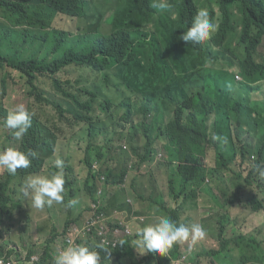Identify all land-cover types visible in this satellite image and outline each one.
Segmentation results:
<instances>
[{
	"label": "trees",
	"instance_id": "16d2710c",
	"mask_svg": "<svg viewBox=\"0 0 264 264\" xmlns=\"http://www.w3.org/2000/svg\"><path fill=\"white\" fill-rule=\"evenodd\" d=\"M69 2H82L84 6L101 14L105 8V3L111 0H1L0 13H2L10 22H15L20 30L11 28L9 23H0V94L9 92V84L16 90L23 87L34 99L41 103L38 111L34 112L33 103L29 104L33 115V124L31 130L23 137L21 141H16L8 134L6 140L8 143L0 140V151L8 147L17 148L20 151L27 152L35 150L39 153L36 159L53 158L54 154L61 148L59 136L53 131L52 127L59 128L63 124L65 129L74 132L78 127L82 131L83 126H88L90 132H85L90 145H97V137L91 133L97 125H101V132L104 128L115 127L125 132L124 122L129 121L134 114L132 105L128 101L122 103L125 112L115 116L112 112L108 114L110 107L101 105L99 97L100 91H94L89 84H82L76 91L72 87L75 79L56 80L53 75L59 71H49L45 76H49L58 84L57 90L61 96L68 99L73 105L64 107L59 103L51 101L41 90L45 87L40 85V80H26V68H41L38 59H35L31 52L35 46H42L48 49V43L52 45L57 41H65L59 31L50 25H46L44 20L48 14L56 9L66 10L68 16H73L72 8ZM153 0H121L116 9L115 24L121 31L116 47L111 57V62L115 61L130 64L131 74L127 80H124V86L130 89L132 102H137L141 107L144 125L141 130L145 136V153L140 157L136 167L142 164H151L154 156L162 149L166 153L169 148L170 155L166 159L167 176L170 183V193L175 199H178V206L172 210L164 200H157L163 207L169 217L179 225L180 211L179 207H184L185 211L195 210L198 204V198L204 193L205 201H209L210 208L223 207L225 203H239L242 207L253 212H264V178L260 177L257 185L249 179L256 174L255 167L248 176L243 178L238 174V181L227 178L220 180V173H229L233 170L232 165L238 162L244 164L241 148L239 145L240 134L245 130L242 116L250 114L258 118V121H264V105L254 103L260 97L253 98L254 94L262 97L264 92V52L257 47L261 35L264 34V0H168L170 8L164 11H158L151 7ZM200 6L211 7V12L218 14L220 30L214 35L212 41L202 46L201 51L196 53L197 47L191 46V43L182 41L179 37L192 21L194 14ZM109 11H113L110 9ZM212 17V15H211ZM47 27L52 30H47ZM9 30L17 32L23 45L32 46L33 39H36L38 32L41 42L33 45L28 52L24 49L7 48L2 42L6 40ZM67 37L70 41V31H67ZM262 44V42H261ZM69 46H71L69 44ZM72 50V49H71ZM219 61L220 67L215 65ZM211 63L208 66V63ZM67 63L68 68H73L78 72V65L88 67L93 70L113 67L107 61L103 63L97 61H86L82 63L79 58L75 59L74 52L69 54L62 64ZM9 67V68H8ZM16 71L18 73V82L8 78V73ZM237 72L243 76L242 80L237 79ZM114 73L110 72L106 77H112ZM85 82V80L83 79ZM220 92L225 94L219 95ZM142 97L139 101L137 95ZM167 102L169 105L161 111L160 102ZM54 109H49L47 106ZM5 104L0 100V122L4 121L8 115L5 110ZM233 110L238 114L234 121L229 112ZM215 113L213 122L206 126L205 118ZM226 114L227 121H223L222 114ZM103 118V119H102ZM145 119H149L151 125H147ZM186 119V122H185ZM107 124V126H104ZM264 125V122H263ZM134 126V125H133ZM157 131L156 134L151 132ZM13 134V133H12ZM79 134V132L77 133ZM215 135L225 137L227 142L222 143L215 139ZM68 136L64 135V139ZM259 142L264 143V133L259 137ZM211 147L216 151V163L209 167L206 158ZM121 152V151H119ZM199 153V158L197 154ZM240 156V161H238ZM261 158L256 161V165H261ZM35 167L31 174L38 175L42 169ZM115 164L109 163L103 168L102 172L93 173L89 171L88 188L92 196L98 187V180L102 173L107 175L108 184L114 182L124 189L128 185L124 176L120 175ZM91 167V166H90ZM132 168H135L132 166ZM31 168L24 169V174L31 171ZM74 172V169L70 170ZM126 174V169H121ZM6 169L0 167V224L1 219L6 214L10 217L18 212H25L22 224L25 218L29 217L35 207L32 204L31 196L25 200L12 198L9 190L10 181L13 179ZM69 177V175H68ZM94 177L95 182L92 181ZM243 179V180H241ZM92 181V183H90ZM71 180H67L64 186H70L69 195L74 194ZM210 182L211 184H207ZM172 183L176 184V190L171 191ZM22 183V188L24 187ZM113 191V189H112ZM263 194H261V193ZM23 194V191H21ZM222 198H221V197ZM234 199L231 200L230 198ZM228 202V203H227ZM192 205H189V204ZM225 206V205H224ZM88 207L86 212L80 213V218L85 220L84 215L92 212ZM41 212L46 214L44 208ZM71 213H74L71 211ZM49 216V214H48ZM224 218L220 216L219 222ZM70 222L75 219H69ZM118 226V225H117ZM110 226L107 230L113 229ZM120 227V226H119ZM123 229V227H120ZM19 232V238L26 233V227L16 228ZM114 230V229H113ZM125 230V229H123ZM7 233V239L4 238L6 232L0 228V247L5 248L6 240L12 241V237ZM95 234V231H93ZM224 228L220 227L218 234L219 243L222 249H226L233 244L239 245L244 237L225 239L223 237ZM251 243L242 249L243 256L255 258L259 262H264V240L259 235L256 239L251 237ZM55 241V236L49 238ZM80 244V240H76ZM124 241L121 246L120 242ZM29 245L30 237H27ZM103 243L111 251L108 259L107 255L101 250V264H148L152 256L154 264H166L171 259H178V247L173 248L171 257L153 255L149 252L140 260L132 247L131 239L125 235L120 239L116 236L105 241L99 239L97 243L89 242L87 245H99ZM67 242L64 243L66 246ZM115 244V246H113ZM59 248L58 245L54 246ZM99 250V249H98ZM201 255H209L208 251H199ZM216 261L224 264V258L212 253ZM53 248L46 245L44 249V259L42 264L54 263Z\"/></svg>",
	"mask_w": 264,
	"mask_h": 264
},
{
	"label": "clouds",
	"instance_id": "9594fccd",
	"mask_svg": "<svg viewBox=\"0 0 264 264\" xmlns=\"http://www.w3.org/2000/svg\"><path fill=\"white\" fill-rule=\"evenodd\" d=\"M120 1L121 0H111V2L105 3V8L102 10L101 14L87 9L82 2H69V6L72 8V11L74 13L73 16H68L66 10L56 9L50 12L48 14V17L44 20V23L57 29L61 37L65 39V41L56 40L54 44V46L58 49L57 53L59 52V50L62 51L60 55L53 57V59L49 61L40 60L39 63L43 66L39 69H35V67H29L23 70L24 72L27 71L28 73L25 78L22 77V82L26 83V80L29 81L34 79L35 81H39L40 77L45 76L46 73L44 72H49L52 70H60L58 73L53 75V77H55L56 80L59 81L64 80L59 77V74L64 69L68 68V65L67 63H62L69 54L71 55L72 52H74L75 59L79 58L82 63L86 61H97L101 63L107 61L109 65H112L113 67L93 70L88 67L81 68V66L78 65V71L84 77L86 83L92 86L94 91H100L101 96L99 97V100L101 102V105L104 107H109L110 104L108 115H110L112 112L115 113V116L124 113L125 110L123 107H120V105H122V103L126 101H129L132 105L134 114L131 118H129V121H125L124 124L127 126H135L136 121H139V118H143V115L141 114L140 105L137 102H132L130 89H127L124 86L123 81L127 80L128 76L131 74L130 64H125L119 61H115L114 63L111 62L112 54L121 34V31H119V26L115 24L117 15L116 9L117 6L120 5ZM151 7L157 9L158 11H164L170 8V4L168 3V0H153ZM110 9H113V11H109ZM210 10L211 7L209 6H200V8L194 14L192 21L186 28L187 31H184L183 34L179 37V39L187 42V44L191 43V46L197 47L195 54L201 51L202 46L210 43L214 35L220 30L219 19L217 17L218 14H213ZM47 30L52 31L48 27ZM67 31H70V41L67 37ZM69 44L71 46H69ZM257 47H260L261 52H264V34L261 35ZM110 72L114 73V76L106 77V75ZM237 79L242 80V76L240 73L237 75ZM57 87V82L52 80L51 87L45 88L41 91L44 93V95L47 94L48 90L58 93ZM78 88L79 87H72L73 91H76ZM26 91L28 92L27 89ZM8 93L9 92H3L2 94H0V100H2L4 104L6 95ZM137 97L139 101H142L141 96L137 95ZM254 103L264 105V92L262 97H260ZM40 105L41 103L39 102V104L36 105V109H34L33 107L32 110L34 112L38 111ZM168 105L169 104L167 102L161 101V111H163ZM28 107L25 108V106L22 104L18 105L15 110L8 112V115L4 121V127L13 130V139H15L16 141H21L23 137L28 133V130H31L32 128L33 113L30 110L28 111ZM214 118L215 113H210L205 118L206 126L211 124ZM139 122L140 126L143 127V119H141ZM144 122H146L147 125H151L149 119H145ZM261 122L263 123L264 121L262 120ZM114 132L115 136H123L125 134V132H122L117 128L114 130ZM81 135L82 137H85L87 141L85 155L82 160V163H84L87 172H102L103 168L107 166L104 163L106 159L100 153L99 147L97 145L93 146L89 144V139L84 131H81ZM250 136V131H243L240 134L239 145L241 148L242 156L244 158V164L248 163L250 165V171L255 167L256 174L254 176L252 175L249 178L253 182V184H255V187L259 178H264V143H260L257 146L254 155H251L249 153L248 146V139L250 138ZM215 139L221 141L222 143L227 142L226 138L222 136L215 135ZM169 155L170 152L164 153V158L161 161L157 162V164H163ZM38 157L39 153L35 150L23 152L18 150L17 148L8 147L4 151H0V167H3L10 175L14 176L10 181L11 184V182L18 176H23L24 169H27L30 166L31 161ZM259 158L262 159L261 165H256V161ZM153 164L155 163L152 162L151 164H142L140 167L152 166ZM54 167L58 169V171H54L47 176L30 175L29 177H27L22 189L23 195L25 197L31 196L33 207L36 208L34 214L38 220L26 227V233L22 238H19L20 234L16 230L17 236L12 239V244L3 249L2 247H0V264H42L44 259V250L43 252L41 251L40 253H35L34 250L40 247L30 246L29 243L26 242L27 237L29 236L31 242H33L34 244H39L38 240H34L35 234H38V230L40 228L42 220L48 217L47 214L41 212V209L45 206L50 207L53 204H63L65 192L64 187L69 186H64L65 182L67 180H72V178L75 176V171H70L71 169H74L73 166L69 165L65 158L61 156L54 159ZM66 167L69 169V172H65V178L63 169ZM250 171L248 172V174L250 173ZM70 173L71 177L67 178L68 174ZM258 174L260 176H258ZM125 175L128 176L127 173ZM88 176L86 179L85 188L87 189L88 194L91 197L92 206L89 207H91L93 211L88 212L87 215L85 214L86 218L85 220L83 219L80 224H78L77 220L72 222H70V220H67V224L63 231V243L67 242L66 247L54 257V263L49 262V264H101V250L107 255L108 259L110 257L111 251H109L103 243L91 246L87 244L89 242L97 243L99 239L105 241L109 237L113 239L115 236L121 239L125 235L128 239H131L132 245V242L135 241L137 246L139 247L140 254L144 257L149 253H142V248L144 249V252H150L153 255L170 257L172 253L168 256H166V254L172 247L174 248V246L179 248L180 242L190 240L191 245H200L204 241L202 239H204L206 236V227H203L200 224H193L190 221H180V217L179 225H177L169 217L168 214L167 216H157L155 217L154 223L147 224L144 227L140 228L137 224V221H144L149 217H146L144 219L141 217H139V219H134L136 218L134 214L138 213L140 210V208L137 207L139 203H135L132 199L130 203L125 204V201L129 199H127V197L119 199L118 196H116V201L110 203L108 201L111 198L110 192H112V189L114 191V188L108 184L107 175L104 173L101 174L98 180V187L95 189L92 196L87 185ZM17 186L18 185H15V187ZM120 188L121 186L119 185L118 189ZM166 189L168 194L174 199L172 205L167 203L170 207V210H172L178 206V202H176L178 199H175L174 196L171 195L170 189H168V185ZM68 192L70 193V189ZM76 193L77 189L74 190V194ZM74 194L71 196H74ZM117 194L118 193L116 190L115 195ZM15 196L16 193L12 194V198L17 200ZM107 202L109 203V206ZM78 203L79 201L77 199H70L64 206L66 208H72ZM116 206L121 210H117ZM156 206L160 207L162 210L164 209L160 204H157ZM226 206H231L235 209L240 210L242 208V206L237 202L228 203ZM181 208L182 207L178 208V212ZM122 215H127L129 217L130 222L128 226L127 224L123 223L122 219L120 218V216ZM145 215L147 214L145 213ZM0 226L2 225L0 224ZM110 226H114V230H107ZM119 226L123 227V229L125 230H123ZM93 231H95V234L93 233ZM81 232L85 233L89 237L86 240L85 244H82V241L79 238ZM219 232L220 231H218V234ZM52 236H55V239L57 238L56 234H52L50 238ZM238 236L244 237V240L239 245L233 244V246L222 249V246L219 243L221 248L216 250L215 252H211L209 256L211 255V257H213L212 253H215L216 255H220L221 257H223L226 264H235L234 260L232 259L233 256L231 254V250L235 246L239 247L242 250L251 243V237L256 239L257 234H245L239 232ZM94 237L96 238V241L92 240V238ZM135 237H138L139 239L137 240L135 239ZM15 239L17 240V242H15ZM76 240H80V244H78ZM243 242L245 243V247L241 246ZM120 244L122 246L124 244V241H121ZM191 245L189 250H191ZM50 246L52 247V245ZM113 246H115V244H113ZM137 251L135 250V252ZM46 264L48 263L46 262ZM148 264H154L152 256L149 258ZM238 264H264V262L261 263L255 258L244 257L242 254V259Z\"/></svg>",
	"mask_w": 264,
	"mask_h": 264
},
{
	"label": "rangeland",
	"instance_id": "374dc122",
	"mask_svg": "<svg viewBox=\"0 0 264 264\" xmlns=\"http://www.w3.org/2000/svg\"><path fill=\"white\" fill-rule=\"evenodd\" d=\"M0 23H6L8 24V19L0 13ZM9 26L11 28L20 30L19 27L15 22H10ZM36 39H33L32 46L39 44L42 40L36 32ZM48 43V49H44L42 46H35L34 48L31 46L23 45L18 37V34L14 30H9L7 33L6 40L2 42L5 47L7 48H13V49H24L28 52L32 48V56L37 58L38 60H51L53 57L60 55L62 50H59L57 53V47L52 45L51 43ZM211 63H208V66H210ZM215 65L217 67H220L219 61L215 62ZM240 72H237L239 74ZM241 74V73H240ZM18 73L16 71H11L8 73V78L10 80H13L14 82H18ZM242 76V74H241ZM59 77L62 79H75L73 87H80L82 84H88L86 81L84 82V77L80 74V72H76L73 68H66L64 69L60 74ZM243 78V76H242ZM85 80V79H84ZM40 85L45 88L51 87V79L49 76H42L40 77ZM90 85V84H89ZM225 94L224 92H220L219 95ZM46 96L51 99V101L55 103H59L63 105L64 107H70L73 105L69 102L68 99L61 96L60 92L56 93L55 91L48 90ZM261 97L258 94H254L253 98ZM30 103L34 104V109H36V105L39 104L38 101L34 99L23 87L20 90H16L14 87H12L11 84H9V93L6 95L5 98V110L6 112H11L16 109L18 105H24L25 108L28 107ZM45 105V104H44ZM47 106V105H45ZM49 109H54L52 106H47ZM74 108V107H73ZM229 115L232 120H236L238 118V114L231 110L229 112ZM108 116V114H107ZM223 118V121H227L228 117L224 113L221 116ZM103 119V118H102ZM142 118H139V121ZM136 121L135 126H127L125 124V134L123 136H115L114 130L115 127H108L104 128L103 132H101V125H97V128L91 132L93 133L98 140L99 144V151L102 154V156L106 159L104 162L107 166L109 163L115 164V168L120 173V175H123L127 182V188L124 189L122 186L120 189H118L119 184L114 182H109L110 186L114 188V191L110 192L111 198L108 200L110 203L113 201H116V196L119 197V199H122L124 197H127L125 201V204L130 203L133 199V201L136 203L138 202L139 205L137 207L140 208L139 212L134 214L136 218H146L144 221L138 220L137 224L140 228L144 227L147 224H151L155 222V217L160 215L167 216V211L165 209H161L160 207H157L156 205L159 204L154 199L157 197V200H164L166 203H169L172 205L174 202V199L168 194L167 192V185L168 189H170V183L168 181L167 176V165L166 161L163 164H157V162L161 161L164 158V152L162 149H160L157 154L154 156L153 164L152 166H145V167H136L140 157L145 153V143L146 139L144 134L142 133L140 122ZM243 126L245 127V132L250 131L251 136L248 139V146H249V153L251 155H254L256 152L257 146L260 144L259 137L264 133V125L262 122L258 121V118L255 116H252L250 114H244L242 116ZM104 126H107V124H104ZM53 131L59 136L60 142H61V148L54 154L53 158L50 160L47 159H33L31 161V164L28 168H31V171H28L27 174H24L23 176H18L15 180H13L10 184L9 190L11 193H16L15 198L19 200L22 198L23 200L26 199V197L21 193L22 191V183H24L31 173L34 171L35 167L40 168L43 164H46L42 167L40 173L38 175L47 176L50 173L54 171H58L54 167V159L58 158L59 156L65 158L67 163L69 165H72L75 171V176L71 180V184L75 189H77V193L74 194V196L69 195V186L64 187V203L63 204H53L52 206H45L44 210L46 211V214L49 216L42 220L40 224V228L38 230V236L41 238L35 239L38 240L39 244H32L30 246L32 247H40L35 249V253L43 252L44 247L47 244V241L49 240L50 236L52 234H56L57 238L54 240H50V245H52L54 256H56L61 250H63L66 246L63 243V231L65 229V226L67 224V220L69 219H75L78 221V224L83 221V218H80L81 212H86V209L89 206H92V200L90 195L88 194L87 189L85 188L86 185V179L89 173L86 170V167L84 163H82V160L85 155V148H86V139L85 137H82L81 132L79 131V128L77 127L74 132H71L67 129H65L63 124H59V128L56 129L55 127H52ZM82 131L84 132H90V129L88 126H83ZM79 132V134H77ZM13 130L8 129L4 127V124L0 122V140L4 141L5 143H8L6 140V134H8L10 137L13 138ZM152 134H156L157 131L151 132ZM64 135H67L68 137L64 139ZM4 151V150H2ZM121 151V152H119ZM169 152V148H166V153ZM210 153L209 157L206 158V163L209 167H213L211 164L216 163V151L214 147H211L208 151ZM162 154V155H161ZM197 157L199 158V153L197 154ZM238 161H240V156H238ZM65 164V162H64ZM134 166L135 168H132ZM233 170L229 173H220V177L214 178L217 180L227 178V181L235 180L238 181V174H241L244 177L248 174L250 171V165L248 163L240 164L238 162L236 165H232ZM121 169H126V173L128 176L124 175L121 171ZM64 177L65 172H69V169L66 167L63 169ZM238 173V174H237ZM70 178L71 173L68 174ZM258 176H260L258 174ZM243 180V179H241ZM92 181L95 182L94 177L92 178ZM92 181L90 183H92ZM103 181V180H102ZM207 184H211L210 182H207ZM15 185H18L15 187ZM117 190V195L116 194ZM176 190V184L172 183L171 191ZM261 193V192H260ZM262 194V193H261ZM263 195V194H262ZM221 197V196H220ZM154 198V199H153ZM222 198V197H221ZM230 198V197H229ZM70 199H77L79 201L78 204H76L72 208H66L64 205L67 204L68 200ZM206 197L204 196V193L201 194L198 198V204L195 206V210H189L185 211V208L182 207L180 209V221H190L193 224H200L203 227H206V236L204 240L200 245H191V241H185L179 243V249H178V255L180 256L179 259H171L166 264H224L221 261H216L211 255H201L199 251H209L215 252L216 250L220 249L221 246L219 244L218 240V231H220V227L223 226L224 228V237L225 238H232L239 235V232L245 233V234H251L255 233L259 235L261 240H264V212H253L244 206L240 209H235L231 206H226L224 198L223 199V207H215L210 208L208 206L209 201H205ZM231 200H234L230 198ZM104 204V203H103ZM108 206L109 203L107 202ZM189 205H192L191 203ZM225 205V206H224ZM117 210H121L117 208ZM147 210V212H146ZM73 211L74 213H71ZM143 211V212H141ZM145 213L147 215H145ZM25 212H21L20 214L16 212L13 217H10L11 214H6L1 219L3 222V225L0 226V228L6 232L4 235V238L7 239V233L10 232V236L14 238L17 236L16 228H21L22 225L25 227H28L32 223H34L36 220H38L35 217V214L32 210L31 214H29V217L25 218L24 224H22L23 216H25ZM224 215V218L221 219V222H219L220 216ZM86 215H84L85 217ZM123 223L129 225V217L127 215L120 216ZM74 220V221H75ZM133 220V219H132ZM195 222V223H194ZM138 227V228H139ZM139 228V229H140ZM55 229V231H54ZM82 241V244H85L86 240L89 238L85 233L81 232V235L79 237ZM135 239H139L138 237H135ZM93 241H96V238H92ZM57 241V243H56ZM49 242V241H48ZM6 246L12 244L11 238L10 240L5 241ZM132 247L137 251L135 252L136 255L140 260H143V255L139 252V247L137 246L136 242H132ZM58 245L59 248H55L54 246ZM191 245V250L190 249ZM242 247H245V243L243 242L241 244ZM142 253H149L144 252V249L142 248ZM173 251V247L168 251L166 256L170 255ZM232 259L234 260L235 264H238L239 261L242 259L243 251L235 246L231 250ZM171 257V256H170ZM108 264V263H106Z\"/></svg>",
	"mask_w": 264,
	"mask_h": 264
},
{
	"label": "crops",
	"instance_id": "0c3cea01",
	"mask_svg": "<svg viewBox=\"0 0 264 264\" xmlns=\"http://www.w3.org/2000/svg\"><path fill=\"white\" fill-rule=\"evenodd\" d=\"M40 236H38L37 234H35V239L36 238H39ZM12 239H14V238H12ZM15 242H17V240L15 239Z\"/></svg>",
	"mask_w": 264,
	"mask_h": 264
}]
</instances>
